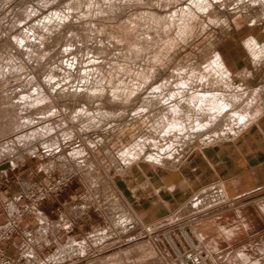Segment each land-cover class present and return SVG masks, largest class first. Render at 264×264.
I'll list each match as a JSON object with an SVG mask.
<instances>
[{
	"label": "rangeland",
	"instance_id": "374dc122",
	"mask_svg": "<svg viewBox=\"0 0 264 264\" xmlns=\"http://www.w3.org/2000/svg\"><path fill=\"white\" fill-rule=\"evenodd\" d=\"M97 1L0 0V68L17 80L4 82L0 90V169L12 168L21 159L47 157L49 164L60 163L63 169L54 167L55 176L30 192L25 204L38 197L39 207L43 198L70 187L89 205V226L80 241L88 240L93 247L70 246L73 238H68L51 255L56 264H220L216 258L250 230L247 221L255 224L258 218L264 223V49L255 57L247 44L253 38L264 46V0ZM184 6L189 12L176 18ZM101 7L107 11L100 12ZM173 12L175 17L169 16ZM215 55L231 71L219 90L257 89L260 112L246 125L226 117L201 128L191 123L181 133L188 139L173 144L172 134H165L168 108L187 98L176 95L174 83L189 78L192 84L184 88L200 90L199 79L186 70L203 73ZM180 66L187 68L181 72ZM164 80L159 91L152 89ZM114 90L120 93L113 95ZM159 93L161 102L155 95ZM23 94L37 105L24 104ZM183 102L181 109L193 110ZM14 104L19 106V129L5 114L7 105ZM42 123L52 125L48 146L39 138L17 139L28 127ZM75 149L83 154L73 157ZM148 155L159 156L158 163ZM25 169L10 171L7 180L15 181ZM57 180L63 183L57 185ZM53 184L55 190L39 194ZM25 204L6 218L13 232L0 242V264H14L5 242L19 226L10 218ZM26 215L32 214L23 213L19 222ZM225 218L232 219L231 243L221 239L217 245L223 251H207L202 237L216 232L222 236L217 227ZM46 223L42 218L40 224L49 233ZM258 230L236 246L264 233V228ZM226 264H234V259L227 256Z\"/></svg>",
	"mask_w": 264,
	"mask_h": 264
},
{
	"label": "crops",
	"instance_id": "0c3cea01",
	"mask_svg": "<svg viewBox=\"0 0 264 264\" xmlns=\"http://www.w3.org/2000/svg\"><path fill=\"white\" fill-rule=\"evenodd\" d=\"M23 167L28 169L15 175V181L7 180L8 173H12L10 171H20ZM54 167L57 168V171L63 169L60 163L57 166L52 165V163L49 164L47 157H30L25 160H18L17 165L12 168L0 169V224L6 221L9 211L12 212L27 202L30 192L38 186L46 185L55 176L56 168ZM76 195L70 187L63 188L59 193L41 200L37 215H26L21 218L18 229L5 242L8 244L6 252L11 255L14 264H43L42 262L46 260L49 264H56L59 261L53 262L51 255L57 253L59 244H65L69 240L68 244H71L72 239L68 240V238H73L76 241L83 238L82 235L89 226L88 221L90 220L86 219V216L90 209L89 205L80 201ZM62 215H65V218ZM244 216H247V213ZM42 218L47 220L48 223L46 224L51 230L47 233L44 227L47 234H44L41 239H37V230L42 227L40 224ZM256 220L255 224L253 220L247 221L246 227L250 230L240 237V240L255 231H259V228H264V223L258 218ZM231 221L232 219L225 218L223 224H218L217 229L218 231L219 229L222 230L223 237L217 236V232L209 238L202 237L207 241L204 242L207 251H216V253L223 251L217 243L219 244L221 239L229 243L235 235L234 230L228 225ZM52 226L57 229L54 230ZM92 227L95 229L97 225ZM44 237L45 240H42ZM216 237L218 240H215V244L209 242ZM31 240L34 241L33 244ZM240 240L234 242L230 248H226L224 250L226 252L216 260H219L220 264H226V257L228 256V258L234 259V264H264V233L261 236L252 237L250 243L242 244L240 247L236 246Z\"/></svg>",
	"mask_w": 264,
	"mask_h": 264
},
{
	"label": "bare ground",
	"instance_id": "6f19581e",
	"mask_svg": "<svg viewBox=\"0 0 264 264\" xmlns=\"http://www.w3.org/2000/svg\"><path fill=\"white\" fill-rule=\"evenodd\" d=\"M95 1H97V0H95ZM101 1V0H100ZM105 1V0H104ZM104 1L103 2H100V3H104ZM111 1V0H110ZM114 1V0H113ZM119 1H121V0H119ZM124 1L125 0H123V3H124ZM129 1V0H128ZM156 1V0H155ZM164 2H166L167 0H163ZM169 1H171V0H169ZM107 2H108V0H107ZM112 2V1H111ZM130 2V1H129ZM160 2V1H159ZM162 2V1H161ZM162 3V4H164L165 5V3ZM97 3H98V1H97ZM99 3V4H100ZM113 3V2H112ZM120 3V2H119ZM122 3V4H123ZM125 3H128V2H125ZM168 3H170V2H168ZM190 3V2H189ZM159 4V3H158ZM167 4V3H166ZM171 4V3H170ZM200 4V3H199ZM97 5V4H96ZM95 5V6H96ZM208 5V4H207ZM100 6V5H99ZM108 6H109V4H108ZM111 6V5H110ZM116 6V5H115ZM114 6V7H115ZM196 6V5H195ZM103 7V6H102ZM101 7V9L99 10L100 12H106L107 10L106 9H104V8H102ZM185 7V6H184ZM182 7L180 10H179V12L178 11H176V10H174V12L176 11V12H178V13H176V18H177V14H180V16L178 15V17H182V14H185V15H187V13L189 12V7ZM95 8V7H94ZM106 8V7H105ZM121 8V7H120ZM97 9V8H96ZM111 9V8H110ZM115 9V8H114ZM118 10V9H117ZM98 11V10H97ZM89 13H90V11H88ZM173 12V14L174 15H169V16H173V17H175V13ZM192 12V11H191ZM86 13V12H85ZM97 14V13H96ZM172 14V13H171ZM193 14V13H192ZM98 15V14H97ZM106 15V14H105ZM122 15V14H121ZM86 16V15H85ZM148 16V15H147ZM194 16V15H193ZM79 17V16H78ZM113 17V16H112ZM186 17V20H187V18L189 17V16H185ZM192 17V16H191ZM190 18V17H189ZM54 19V18H53ZM57 19H59V18H57ZM62 19V18H61ZM171 19V18H170ZM180 19V18H179ZM213 19V18H212ZM211 19V20H212ZM55 20V19H54ZM172 23L174 22V18H172ZM47 21H48V19H47ZM52 21V20H51ZM60 21V20H59ZM176 21H177V19H176ZM180 21V20H179ZM182 21V24H183V19L181 20ZM180 21V22H181ZM49 22V21H48ZM55 22V21H54ZM62 22V21H61ZM164 22V21H163ZM178 23V24H180L181 25V23ZM46 23V22H45ZM55 23H57V22H55ZM63 23H64V21H63ZM185 23V22H184ZM50 24V23H49ZM49 24H46V25H49ZM54 24V23H53ZM53 24H52V26H53ZM186 24V23H185ZM11 25V24H10ZM56 25V24H55ZM63 25V24H62ZM61 25V26H62ZM92 25V24H91ZM184 25V24H183ZM43 26V25H42ZM52 26H51V28H52ZM189 26V25H188ZM187 26V27H188ZM60 27V26H59ZM90 27V26H89ZM185 25H184V28H187ZM98 28V27H97ZM183 28V29H184ZM46 29H47V27H46ZM49 29V28H48ZM90 29V28H89ZM146 29V28H145ZM148 29V28H147ZM146 29V30H147ZM54 30V29H53ZM181 30V29H180ZM44 31V30H43ZM148 31V30H147ZM147 31H145V34H146V32ZM46 32L48 33V31L46 30ZM41 33H42V31H41ZM40 33V34H41ZM43 33H45V32H43ZM151 33V32H150ZM182 33H184V32H182ZM148 35H149V33H147ZM25 35H27V34H25ZM42 35V34H41ZM44 35V34H43ZM42 35V36H43ZM47 35V34H46ZM84 35V34H83ZM163 35V34H162ZM29 36V35H28ZM176 36V35H175ZM21 37H23V36H21ZM26 37V36H25ZM44 37V36H43ZM45 37H47V36H45ZM50 37V36H49ZM160 37V36H159ZM16 38V37H15ZM14 38V39H15ZM17 39V38H16ZM15 39V40H16ZM27 39V38H26ZM42 39V38H41ZM39 41H41L40 39H38ZM42 40H44V39H42ZM49 40V39H48ZM24 41H25V39H24ZM30 41H31V39H30ZM30 41H28L29 43H30ZM45 41H47L46 39H45ZM77 41H78V39H77ZM81 41V40H80ZM93 41V40H92ZM26 42H27V40H26ZM34 42V41H33ZM84 42V41H83ZM247 44H248V49H251V51H252V53L251 54H253L255 57L256 56H258L259 54V52H261L263 49H264V46H262V47H260L259 46V43L258 42H256L255 41V39H253V38H251L249 41L247 40ZM18 43V42H17ZM134 43V42H133ZM136 43V42H135ZM32 44H34V43H32ZM38 44H39V42H38ZM44 44V43H43ZM26 45V44H25ZM32 46H35V45H32ZM36 46H37V43H36ZM47 46V45H46ZM108 46V45H107ZM44 47V46H43ZM29 48V47H28ZM33 48H35V47H33ZM33 48L31 49V50H33ZM40 48H42V47H40ZM146 48V47H145ZM254 49H255V51H254ZM96 50V49H95ZM86 51V50H85ZM144 51V50H143ZM250 51V52H251ZM33 53H35V54H38V52H37V50L36 49H34L33 50ZM33 53H31V54H33ZM92 53V52H91ZM95 53V52H94ZM65 54V53H64ZM96 54V53H95ZM111 54V53H110ZM219 54V53H218ZM96 55H98V54H96ZM29 59V58H28ZM226 64V63H225ZM225 64L223 63V61H222V59H221V57L218 55H215V58H214V60H211L210 62H209V64L208 65H204V69L202 70L203 71V73L201 72L200 73V71H196V70H194V69H188V70H186V68H184V67H181L180 66V69H179V71L180 70H183V71H181V72H184L185 70L186 71H188V75H190V76H192V78L193 79H195V80H197V79H199V83H200V85H199V83H197L199 86H200V90H198V91H190V90H188V89H185L184 87H187L188 85H190V84H192V81H191V79H189L188 78V80H180L179 82H177V83H174V85H175V87L177 88V92L176 91H174V93L176 94V95H179V96H181V94L183 95L182 97H187V98H185L186 100H188V101H186V100H184V98H181V101H179V102H176L175 101V103L173 102V104H171V105H169V111H168V115L169 116H167V124H166V127H165V134H166V132H167V134L168 133H171L170 135H171V143H177V144H179V143H181V141L184 139L185 140V137H187V139H188V136L187 135H182L181 136V133H182V131H185V126L186 125H190L191 123H192V125H193V127L195 126V124H196V126L194 127V128H199V126H200V128L202 127V126H208V124H210L212 121H214V120H216L217 118H221V117H223V118H229V119H231V120H233V121H237L238 123H245V124H243V125H246L249 121H252V119H253V117L257 114V113H259L260 112V108H259V104H258V98H259V92L257 91V89H255V90H251V91H246V90H244V91H240L241 93H226V91H229L228 89L226 90V87H230V86H228L226 83V87H225V90L226 91H223V89H221V90H219V84L221 83V84H223V82H226V80H227V78L226 77H228V75L230 74V70L229 69H227V67L225 66ZM37 65V64H36ZM16 66V65H15ZM14 66V67H15ZM9 67V66H8ZM13 66H12V68H14ZM17 68V67H16ZM21 68V67H20ZM78 68V67H77ZM97 68V67H96ZM179 68V67H178ZM15 69V68H14ZM94 69V68H93ZM12 70V69H11ZM10 70V71H11ZM16 70V69H15ZM20 70V69H19ZM129 70V69H128ZM14 71V70H13ZM17 71V70H16ZM51 71V70H50ZM119 71H121V70H119ZM22 72H23V70H22ZM92 72V71H91ZM106 72V71H105ZM16 73V72H15ZM61 74V73H60ZM64 74V73H63ZM119 74V73H118ZM185 75H186V73H184ZM183 74V75H184ZM49 75V74H48ZM188 75H186V76H188ZM15 75H14V73H10L9 71L7 72L6 71V73L5 72H3V66H2V68H0V90H2V88H3V86L4 85H6V84H4V82L6 83V81H11V80H15V77H14ZM17 76V75H16ZM94 76V75H93ZM190 76H188V77H190ZM230 76V75H229ZM231 76H233V75H231ZM51 77V76H50ZM57 77V76H56ZM121 77V76H120ZM126 77V76H125ZM144 77V76H143ZM146 77V76H145ZM147 77H148V75H147ZM182 77V76H181ZM195 77V78H194ZM99 78V77H98ZM115 78V77H114ZM132 78V77H131ZM149 80H150V75H149ZM147 78V79H148ZM179 78H180V76H179ZM179 78H178V80H179ZM230 78V77H229ZM228 78V79H229ZM48 79V78H47ZM146 81H147V79L146 78H144ZM51 80V79H50ZM58 80V79H57ZM144 80V82L146 83V81ZM15 81H17V80H15ZM65 81V80H64ZM73 81V80H72ZM170 81V80H169ZM173 81V80H172ZM176 81H177V79H176ZM176 81H174V82H176ZM228 81V80H227ZM165 82H167V81H163V82H161L158 86L157 85H155L152 89L153 90H158L159 91V88L161 87V84H165ZM60 83V82H59ZM71 83V82H70ZM102 83V82H101ZM104 83V82H103ZM126 83H128V82H126ZM4 84V85H3ZM11 84H12V82H11ZM15 84H17V82L15 83ZM67 84V83H66ZM135 84V83H134ZM195 84H196V82H195ZM195 84H193V86L195 85ZM8 85V84H7ZM24 85V84H23ZM166 85V84H165ZM197 85V86H198ZM10 86V85H9ZM25 86V85H24ZM52 86V85H51ZM66 86V85H65ZM69 86V85H68ZM73 86V85H72ZM127 86H129V85H127ZM192 86V85H191ZM192 86V87H193ZM11 87V86H10ZM21 87V86H20ZM36 87V86H35ZM54 87V86H53ZM174 87V86H173ZM162 88V87H161ZM176 88H175V90H176ZM188 88H189V86H188ZM194 88H196V87H194ZM231 88V87H230ZM235 88V87H234ZM4 89V88H3ZM8 89V88H7ZM12 89H13V87H12ZM17 89V88H16ZM117 89V88H116ZM192 89V88H191ZM197 89H198V87H197ZM40 90H41V88H40ZM93 90V89H92ZM94 90H96V89H94ZM163 90V89H162ZM7 91V90H6ZM16 91V90H15ZM77 91H79V90H77ZM119 90H117V91H113L112 93H113V95H115V94H117V93H115V92H118ZM158 91H157V93H158ZM190 91V92H189ZM230 91H232V90H230ZM136 92V91H135ZM151 92H152V90H151ZM154 92V91H153ZM164 91H162V92H160V93H163ZM246 92V93H245ZM16 93V92H15ZM39 93V92H38ZM58 93V92H57ZM119 93H120V91H119ZM118 93V94H119ZM133 93V92H132ZM155 93V92H154ZM155 94L159 99V102H161V94ZM2 94V93H1ZM28 94V93H27ZM27 94H23L22 96H21V100L22 101H24V104L26 103V104H29V105H32L33 104V101L32 100H30L29 101V99L31 98V96L30 95H27ZM30 94V93H29ZM122 94V93H121ZM3 95V94H2ZM39 95V94H38ZM41 95V94H40ZM163 95V94H162ZM169 95V94H168ZM170 95L171 96H173V92L171 93V91H170ZM6 96V95H5ZM94 96V95H93ZM119 96H120V94H119ZM34 97H36V96H34ZM34 97H32V98H34ZM44 97V96H43ZM165 97V96H164ZM2 98V97H1ZM4 98V97H3ZM47 98V97H46ZM120 98V97H119ZM132 98V97H131ZM146 98V97H145ZM17 99V98H16ZM36 99H38V97L36 98ZM35 99V100H36ZM41 99V98H40ZM40 99H38V100H40ZM164 99V98H163ZM182 99L184 100V102L186 103V102H188V104H186V106H192V109L193 110H191V109H189V110H187V111H185L184 109H181L180 107V103H182L183 101H182ZM20 100V101H21ZM43 101H45V100H43ZM42 101V102H43ZM37 102V101H36ZM47 102V101H46ZM145 102H146V105L149 103V100H148V97L145 99ZM183 102V103H184ZM16 103V102H15ZM20 103V102H19ZM18 103V104H19ZM23 103V102H22ZM38 103V102H37ZM172 103V102H171ZM185 103H184V105H185ZM34 104H36L35 102H34ZM34 104L32 105V106H34ZM143 104H145V103H143ZM37 105V104H36ZM183 105V104H182ZM6 106H4L3 107V109L5 108ZM40 107V106H39ZM185 107V106H184ZM22 108V107H21ZM25 108V107H24ZM145 108V107H144ZM188 108H190V107H188ZM18 109H19V106L17 105V106H15V104H14V106L13 105H11V106H9L8 107V105H7V108H5V114L7 113V115L9 116V119H12L11 121H12V123H13V120L15 121L13 124L15 125V128H17V129H19L20 128V126L22 125V124H20L19 123V118L20 117H18V116H16V113H17V111H18ZM187 109V108H186ZM182 110L183 111H185V113H183L182 112ZM78 112V111H77ZM123 112V111H122ZM89 113V112H88ZM118 114H119V112H117ZM120 113H121V111H120ZM114 115H115V113H114ZM207 115V116H206ZM4 118V117H3ZM222 118V119H223ZM27 119V118H26ZM33 119V118H32ZM63 120V119H62ZM27 121L28 122H32L29 118L27 119ZM220 121H222V120H220ZM227 121V120H226ZM35 122V121H34ZM194 122V123H193ZM224 122V121H223ZM230 122V121H229ZM27 123V122H26ZM90 123V122H89ZM228 123V122H227ZM231 123H232V121H231ZM231 123H228L229 125L231 124ZM37 124V123H36ZM62 124V123H61ZM1 125H2V123H1ZM60 125V124H59ZM58 125V126H59ZM66 124H64V126H65ZM223 125V124H222ZM25 126V125H24ZM27 126V125H26ZM52 126V125H51ZM50 125H49V123H47V124H41V125H37V126H33L32 125V127H28V129H26V128H24V129H26V130H24L23 132H22V134H20L18 137H17V139L18 140H24V142L25 141H32L33 139H37V138H39L38 140H40V139H42V140H40V141H42V143L44 144V145H49V143L51 144L52 142H49V141H47V139H48V135L50 134V131L52 130V127H51ZM21 127H23V126H21ZM192 127V128H193ZM227 127H228V125H227ZM59 128V127H58ZM187 128H189V127H187ZM186 128V129H187ZM1 129V128H0ZM13 129V128H12ZM57 129V128H56ZM64 129V128H63ZM54 130V129H53ZM188 130V129H187ZM189 130H191V129H189ZM197 130V129H196ZM1 131V130H0ZM22 130H18V132H21ZM193 131H195V129L193 130ZM17 132V131H16ZM10 133V132H9ZM53 133V132H52ZM51 133V134H52ZM70 133H72V131L70 132ZM188 133V132H187ZM170 135H169V137H170ZM16 137V136H15ZM46 137V138H45ZM56 137H58V136H56ZM56 137H54V138H56ZM12 138V137H11ZM43 138H45V139H43ZM174 139V140H173ZM11 140V139H10ZM15 140V139H14ZM49 140H51L50 138H49ZM54 140V139H53ZM55 141V140H54ZM53 141V142H54ZM19 142V141H18ZM21 142V141H20ZM22 143V142H21ZM29 143V142H28ZM182 143H183V141H182ZM23 144H25V143H23ZM169 144H170V142H169ZM172 144V145H173ZM140 145V144H139ZM172 145H171V147H172ZM138 146V144L136 145V147ZM165 146V145H164ZM175 146V145H174ZM138 147H141V146H138ZM167 147V146H166ZM169 147H170V145H169ZM170 147V148H171ZM142 148V147H141ZM162 149H163V147H161ZM10 149V145L9 146H6V150L8 151ZM12 150V149H11ZM10 150V151H11ZM141 150V149H140ZM158 150H160L159 148H158ZM10 151H8V153L10 152ZM3 151L1 150V153H2ZM73 152H74V150H73ZM131 151H129L128 152V154L130 153ZM133 152V151H132ZM170 152V151H169ZM7 153V154H8ZM171 153V152H170ZM11 154V153H10ZM81 154H83V151L82 150H80V149H75V152L73 153V157H76V156H79V155H81ZM124 154V153H123ZM122 154V155H123ZM131 154V153H130ZM135 154H136V152H135ZM149 156V155H148ZM168 156V155H167ZM147 157V156H146ZM151 159L153 158L154 160H152V162H157L158 163V158H159V156L157 157V156H149ZM163 157V156H162ZM149 158V159H150ZM148 159V158H147ZM47 228V227H46ZM37 232H38V234H37V239L39 238V239H41V237H43L44 236V234L46 235V231H45V229H44V227L42 226V227H40V228H38V230H37ZM146 245V244H145ZM70 246H77L79 249H82V250H84V249H86V248H88V247H93L92 246V244L88 241V240H83V241H76V240H72V242H71V244H70ZM67 247V246H66ZM141 252V251H140ZM133 256V255H132ZM114 262V261H113ZM107 263H110V262H107ZM104 264H106V263H104Z\"/></svg>",
	"mask_w": 264,
	"mask_h": 264
},
{
	"label": "built area",
	"instance_id": "2783aa9c",
	"mask_svg": "<svg viewBox=\"0 0 264 264\" xmlns=\"http://www.w3.org/2000/svg\"><path fill=\"white\" fill-rule=\"evenodd\" d=\"M56 183H57V185H59V184H62L63 182H60L59 180H57ZM57 185H54L53 184L48 190L41 191L39 194H42L43 193V194H46L47 195V194H49L51 192V189L54 188V190H55V188H56ZM37 198L38 197L32 198L31 199V202L25 204L22 208L18 209L16 211L15 216H13V217L10 218L12 220L11 221V224H13L14 227H17L18 226L20 216L23 213H28V214H32V215L35 214L34 212H36L37 207H38L37 206V200H36ZM8 222H5L3 224V226L0 225V242L3 239H5L11 232H13L10 229H8V227H9V225H8L9 223ZM3 259L10 260L8 258H2L1 260H3Z\"/></svg>",
	"mask_w": 264,
	"mask_h": 264
}]
</instances>
